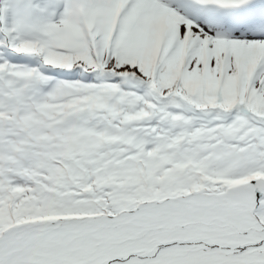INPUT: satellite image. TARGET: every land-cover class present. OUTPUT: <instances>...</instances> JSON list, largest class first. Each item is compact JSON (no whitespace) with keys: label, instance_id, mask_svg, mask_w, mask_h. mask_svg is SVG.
Segmentation results:
<instances>
[{"label":"snow or ice","instance_id":"snow-or-ice-1","mask_svg":"<svg viewBox=\"0 0 264 264\" xmlns=\"http://www.w3.org/2000/svg\"><path fill=\"white\" fill-rule=\"evenodd\" d=\"M0 264H264V0H0Z\"/></svg>","mask_w":264,"mask_h":264}]
</instances>
